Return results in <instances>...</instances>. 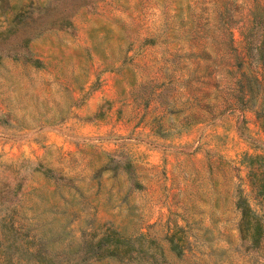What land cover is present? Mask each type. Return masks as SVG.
Listing matches in <instances>:
<instances>
[{"label": "rangeland", "instance_id": "1", "mask_svg": "<svg viewBox=\"0 0 264 264\" xmlns=\"http://www.w3.org/2000/svg\"><path fill=\"white\" fill-rule=\"evenodd\" d=\"M0 264H264V0H0Z\"/></svg>", "mask_w": 264, "mask_h": 264}, {"label": "trees", "instance_id": "2", "mask_svg": "<svg viewBox=\"0 0 264 264\" xmlns=\"http://www.w3.org/2000/svg\"><path fill=\"white\" fill-rule=\"evenodd\" d=\"M237 207L240 209V221H239V226H240V231L246 230V224L250 223V218L248 220V216L253 219L255 222V215L251 212L249 207L246 205L245 200L243 198H239V200L236 203Z\"/></svg>", "mask_w": 264, "mask_h": 264}]
</instances>
